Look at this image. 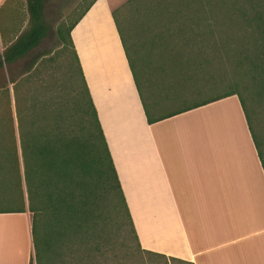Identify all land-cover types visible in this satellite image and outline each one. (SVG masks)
<instances>
[{
    "label": "trees",
    "instance_id": "16d2710c",
    "mask_svg": "<svg viewBox=\"0 0 264 264\" xmlns=\"http://www.w3.org/2000/svg\"><path fill=\"white\" fill-rule=\"evenodd\" d=\"M48 1L23 0L7 39L0 19V68L40 43ZM80 1L75 18L56 25L59 48L30 57L9 79L17 141L0 116V213L24 210L18 150L34 264H121L117 230L142 253L191 264L139 247L69 34L95 0ZM110 15L147 122L235 95L264 169V131L255 125L260 114L264 122V0H124ZM188 98L160 111L165 101Z\"/></svg>",
    "mask_w": 264,
    "mask_h": 264
},
{
    "label": "crops",
    "instance_id": "0c3cea01",
    "mask_svg": "<svg viewBox=\"0 0 264 264\" xmlns=\"http://www.w3.org/2000/svg\"><path fill=\"white\" fill-rule=\"evenodd\" d=\"M110 9L95 0L69 34L139 247L264 264V169L236 96L148 123ZM0 264H33L26 209L0 213Z\"/></svg>",
    "mask_w": 264,
    "mask_h": 264
},
{
    "label": "rangeland",
    "instance_id": "374dc122",
    "mask_svg": "<svg viewBox=\"0 0 264 264\" xmlns=\"http://www.w3.org/2000/svg\"><path fill=\"white\" fill-rule=\"evenodd\" d=\"M123 1L124 0H108L111 8L119 5ZM83 5L84 2H81L80 0H49L44 8V18L48 25V29L40 43L31 50L29 56L24 57L12 64H3L0 68V85H2L4 89V93L0 94V116L5 119L9 118L15 142L17 138L16 121L14 115L12 88L9 79L11 76L19 75L23 71V68L27 65L28 61L30 60V57L46 51L52 53L54 50L59 48V43H57V38L55 35L56 25L61 21L64 24H68L71 20L75 18V16L81 10ZM21 9H23V0H14L12 5L2 11V13L0 14V19L6 32L5 39L10 37V31L12 30V28L17 27L20 17L22 16L19 13H23ZM13 11L18 12V14L13 13ZM5 45L6 43L1 41L0 39V53ZM141 94L143 96L144 103L146 104V108L151 110L152 105L150 98L147 96L148 94H146V91L144 89H141ZM191 101L192 98H188L183 103H181L180 100L165 101L166 103H163L160 106L162 107L160 111L166 112L171 111L173 109L175 110L190 104ZM262 115H258V119L255 123L256 129L260 131H264V122L262 119ZM18 168L20 173V206L22 205V207L26 209L25 192L21 177V164L19 156ZM123 228L126 230V225H123ZM115 233L117 236L116 251L121 264H181L171 260H166L159 256L142 253L137 249V247H135L134 242L132 241L128 233H124L125 239H123V232L122 234H120L117 230L115 231Z\"/></svg>",
    "mask_w": 264,
    "mask_h": 264
},
{
    "label": "water",
    "instance_id": "95a60500",
    "mask_svg": "<svg viewBox=\"0 0 264 264\" xmlns=\"http://www.w3.org/2000/svg\"><path fill=\"white\" fill-rule=\"evenodd\" d=\"M16 141H17V138H16ZM17 146H18V144H17ZM18 156H19V152H18ZM21 169V168H20ZM21 171V170H20Z\"/></svg>",
    "mask_w": 264,
    "mask_h": 264
}]
</instances>
